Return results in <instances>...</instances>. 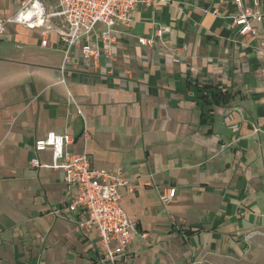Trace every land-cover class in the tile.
<instances>
[{
    "label": "crops",
    "instance_id": "obj_1",
    "mask_svg": "<svg viewBox=\"0 0 264 264\" xmlns=\"http://www.w3.org/2000/svg\"><path fill=\"white\" fill-rule=\"evenodd\" d=\"M45 3L50 14L59 10ZM19 9V0H0L2 18ZM237 12L234 0L138 6L131 27L116 28L112 58L101 54L95 65L72 51L66 87L57 33L44 47L46 27L8 25L0 41V264H102L98 233L80 231L84 214L65 208L64 173L31 165L36 157L50 163L49 152L34 151L49 133L71 135L72 153L123 170L135 186L120 190L121 206L147 237L135 236L118 264H264V26L238 35ZM158 30L153 47L139 45ZM206 85L227 99L203 114L197 88ZM167 188L176 200L164 206Z\"/></svg>",
    "mask_w": 264,
    "mask_h": 264
},
{
    "label": "built area",
    "instance_id": "obj_2",
    "mask_svg": "<svg viewBox=\"0 0 264 264\" xmlns=\"http://www.w3.org/2000/svg\"><path fill=\"white\" fill-rule=\"evenodd\" d=\"M46 0H19V11L9 18L0 17V41L4 39L8 25H20L30 30L46 27L42 46H47L49 36L57 33L64 46V61L60 69L59 85H67L65 73L73 50L78 49L85 60L96 65L101 54L112 58V46L116 42V28L131 27L133 13L138 6L156 7L168 0H54L59 10L49 13ZM238 9L232 17V28L238 35L246 36L256 32V25L264 26V11L259 0L251 6H244L242 0H234ZM58 19L55 29L52 21ZM101 25L102 28H98ZM163 30L155 32V37L139 38L142 47H153L155 38H160ZM102 45L101 51L99 45ZM264 47V42L262 43ZM176 62H179L177 59ZM69 101L75 104L71 94ZM78 113L81 111L78 109ZM74 139L69 134L49 133L35 142L36 154L49 152L50 163H42L38 157L31 161L34 168L53 169L64 173L65 208L71 214L83 213L78 222L82 232L94 230L99 236V258L102 264H118L120 258L129 253L132 242L140 234L137 226L121 206V189L133 192L135 186L121 169L107 170L95 168L86 153L74 154L69 150ZM162 205L168 206L176 200L174 188L163 189L159 195Z\"/></svg>",
    "mask_w": 264,
    "mask_h": 264
},
{
    "label": "trees",
    "instance_id": "obj_3",
    "mask_svg": "<svg viewBox=\"0 0 264 264\" xmlns=\"http://www.w3.org/2000/svg\"><path fill=\"white\" fill-rule=\"evenodd\" d=\"M198 100L203 114H208L213 106H219L227 99V96L213 86L206 85L197 88Z\"/></svg>",
    "mask_w": 264,
    "mask_h": 264
}]
</instances>
